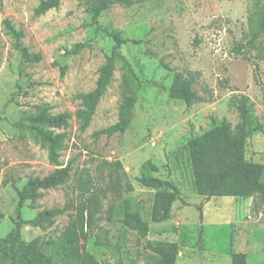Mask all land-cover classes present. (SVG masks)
<instances>
[{
	"label": "rangeland",
	"instance_id": "1",
	"mask_svg": "<svg viewBox=\"0 0 264 264\" xmlns=\"http://www.w3.org/2000/svg\"><path fill=\"white\" fill-rule=\"evenodd\" d=\"M40 1L0 0V238L13 229L14 187L56 169L35 139L13 126L23 115H32L34 106L48 104L54 115H72L65 129L55 130L66 134L59 161L70 164V173L64 184L41 191L35 207L66 211L46 229L23 226L26 242L37 239L49 247L47 242L58 241L81 201L78 179L87 175L104 194L96 225L84 243L97 264H130L129 258L145 264L152 255L146 245L155 242L177 244L175 264H231L232 254H243L245 264H264V196H199L187 149L188 141L213 121L224 120L234 128L238 114L231 99L245 95L263 126V132H249L245 157L264 167V33L249 41L264 0H159L114 5L102 13L100 27L119 31L127 40L118 52L140 86L126 131L99 138L93 134L118 118L126 72L122 62L116 63L110 85L83 132L74 117L80 108L75 96L93 89L114 43L104 33H95L81 0H62L58 8L34 16ZM5 20L23 31L22 46L40 54L41 61L21 62ZM79 42L90 46L77 55L66 53ZM176 73L193 78L197 101L187 105L168 97ZM145 177L168 182L179 192L163 222H151L157 190L140 183ZM123 200L148 223L145 237L120 227ZM23 214L28 219L34 211L26 207Z\"/></svg>",
	"mask_w": 264,
	"mask_h": 264
},
{
	"label": "trees",
	"instance_id": "2",
	"mask_svg": "<svg viewBox=\"0 0 264 264\" xmlns=\"http://www.w3.org/2000/svg\"><path fill=\"white\" fill-rule=\"evenodd\" d=\"M61 1L41 0L33 11L34 16H40L58 8ZM152 1L159 0H81L80 4L89 15L90 24L94 26L95 33L102 32L110 37L114 47L99 67L93 89L75 96L80 102V108L74 112L80 132L89 127L96 107L110 85L118 61L122 62L126 72L117 121L107 128L96 131L93 135L94 138L111 137L124 133L129 127L136 103V91L140 83L127 60L118 52V48L126 44L127 40L119 31L101 28L98 19L102 13L114 5L129 7L133 4ZM4 25L8 34L14 38V46L20 55L21 62L41 61L40 54L31 53L27 47L22 46L20 40L23 38V31L21 29L16 30L8 20L4 21ZM261 33H264V10L256 27L251 31L250 43H253ZM89 46V42H79L66 53L77 55ZM60 69L64 74L65 68ZM193 83L192 77H184L180 73L174 74L168 97L190 105L198 100L192 88ZM231 102L238 114V123L234 128L224 120L213 121L208 130L191 138L187 143L194 189L199 196L204 197L249 198L256 194L264 196V167L262 164L248 161L245 157V142L249 132H263V126L253 116L252 106L247 96H235ZM34 109L35 112L32 115H23L13 123V126L21 132H28L46 150L48 161L56 166V169L42 178H29L20 187H14L17 202L12 218L13 229L0 238V264H97L86 251L84 243L88 241L89 233L96 225V215L101 210V198L104 194L96 187L94 180L87 175L78 179L76 187L81 201L75 214L69 216L68 226L60 234L58 241L47 242L51 245L48 247L37 239L28 242L23 239V226L46 229L54 224L57 216L65 213L66 208L58 207L37 211L35 204L41 197V191L64 184L69 179L70 173V164L62 166L59 161L61 152L65 148L66 134L65 132L56 133L55 130L65 129L72 115L68 112L54 115L48 104L36 105ZM0 119H3L1 114ZM108 176L111 178L112 174L108 173ZM140 183L157 190L150 213L151 222L160 223L167 220L173 203L178 200V190L172 184L153 177L141 178ZM26 207L34 211L33 216L28 219H25L23 214ZM118 215L122 229L135 231L140 237L147 235L148 223L142 220L139 210L132 208L127 200H123L119 206ZM80 241H83V245H80ZM146 249L152 255L145 259V264L176 263L178 246L173 242L148 243ZM129 262L135 264V260L131 258ZM231 264H245L244 255L232 254Z\"/></svg>",
	"mask_w": 264,
	"mask_h": 264
}]
</instances>
